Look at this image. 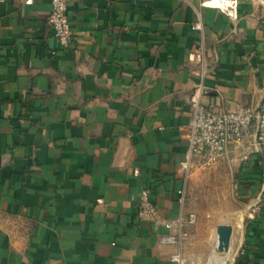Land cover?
<instances>
[{"label":"crops","instance_id":"0c3cea01","mask_svg":"<svg viewBox=\"0 0 264 264\" xmlns=\"http://www.w3.org/2000/svg\"><path fill=\"white\" fill-rule=\"evenodd\" d=\"M28 1L0 3V264H264L256 120L178 203L195 91L214 112L264 103V0H73L69 47L51 0ZM207 176L227 192L196 191ZM145 188L159 223L139 218ZM181 214L183 245L163 244Z\"/></svg>","mask_w":264,"mask_h":264},{"label":"built area","instance_id":"2783aa9c","mask_svg":"<svg viewBox=\"0 0 264 264\" xmlns=\"http://www.w3.org/2000/svg\"><path fill=\"white\" fill-rule=\"evenodd\" d=\"M73 0H51L52 11L48 24L62 46L69 47L74 42V27L69 15V7ZM7 0H0L5 3ZM31 0L28 1L30 3ZM205 6H213L223 11H229L236 6L233 0H205ZM203 88H198L191 98L192 116L188 124L189 148L186 161L182 164L185 170L183 185L178 190V203L183 207L186 203L187 183L194 163L208 167L217 163L230 146L239 143L249 134L253 122L257 121V141L259 152L264 156V103L257 113L249 110L214 112L201 102ZM139 218L145 221L159 223V209L152 198V192L145 188L141 192L138 203ZM186 218L181 214L176 220L165 221L162 225L168 234L162 237V243L182 246L185 240ZM197 218L191 215L190 224H195ZM174 261L185 264L181 254L174 256Z\"/></svg>","mask_w":264,"mask_h":264},{"label":"rangeland","instance_id":"374dc122","mask_svg":"<svg viewBox=\"0 0 264 264\" xmlns=\"http://www.w3.org/2000/svg\"><path fill=\"white\" fill-rule=\"evenodd\" d=\"M211 166H208L206 168H209ZM203 182V181H202ZM228 185L227 183L224 181V180H220V181H217L215 180L213 177L210 178V177H205V180H204V185L203 186H200V185H196L195 186V189L196 191H199L200 193L203 192V193H212V194H215L216 192H220V193H224L227 192L228 190ZM231 188H232V193H233V190H234V186L231 185Z\"/></svg>","mask_w":264,"mask_h":264},{"label":"water","instance_id":"95a60500","mask_svg":"<svg viewBox=\"0 0 264 264\" xmlns=\"http://www.w3.org/2000/svg\"><path fill=\"white\" fill-rule=\"evenodd\" d=\"M259 148V147H258ZM264 192V187H263ZM233 234V227L230 225H220L218 227V237H219V250L228 251L230 248L231 238Z\"/></svg>","mask_w":264,"mask_h":264},{"label":"bare ground","instance_id":"6f19581e","mask_svg":"<svg viewBox=\"0 0 264 264\" xmlns=\"http://www.w3.org/2000/svg\"><path fill=\"white\" fill-rule=\"evenodd\" d=\"M223 257V256H222ZM222 259H224V258H222ZM218 260V259H217ZM216 261V260H215ZM217 262V261H216Z\"/></svg>","mask_w":264,"mask_h":264}]
</instances>
